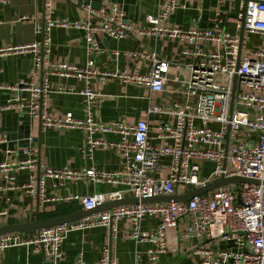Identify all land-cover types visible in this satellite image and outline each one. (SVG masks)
<instances>
[{"label":"built area","instance_id":"1","mask_svg":"<svg viewBox=\"0 0 264 264\" xmlns=\"http://www.w3.org/2000/svg\"><path fill=\"white\" fill-rule=\"evenodd\" d=\"M10 0H0L8 2ZM52 0H47L50 8ZM244 9L237 17L238 27L244 33L264 35V0H243ZM180 0H157L156 11L146 16L147 26L136 28L126 20L123 9L112 5L95 8L94 0L81 7L85 19H57L46 16L37 32L43 41L33 46L0 48V56L11 52L32 50L36 64L43 68L42 82L20 80L15 84L0 83L1 90L15 94L1 106V110L15 109L21 114L38 118L42 129H80L86 134L85 153L92 156L98 149L117 150L124 168L104 171L95 167L72 169L53 168L41 164L34 138L28 137L24 148L25 159L2 162L0 171L12 172L6 178L12 189H24L37 196L43 207L53 200L76 201L82 209L91 210L108 201L134 197L173 196L186 194L206 186L221 177H245L259 183L232 184L196 194L188 201L132 203L106 209L87 217L37 230L35 234L12 232L0 235V253L12 246L34 245L55 261L62 257L60 246L67 234L96 226H109L117 235L116 225L121 219L131 222L130 238L137 244L150 242L153 247L137 251L135 264L155 263L181 240L193 238L209 240L214 244L232 243L235 249L201 245L195 253L201 255L198 264H264V49L248 50L242 54L240 33L232 34L223 28L183 29L169 25ZM217 16L214 24L220 23ZM54 27L77 28L86 32L89 55L100 50V33L111 38L150 35L184 41L191 46L183 50L195 58L189 63L173 62L160 57L153 50L144 52L152 60V68L145 73H123L93 69V59L86 66L68 62L45 61L50 53V31ZM216 45L210 50L206 44ZM41 48V50H39ZM60 75L85 81L79 91L83 98L84 118L72 113L51 116L47 113L46 94L49 77ZM102 81L114 78L150 88L153 92L174 91L185 96L167 104H153L148 114H164L174 118L158 126L157 138L168 141L164 145L149 144V124L141 118L136 124L103 122L94 117V103L99 99L91 85V78ZM71 92V90H69ZM22 93H26L23 98ZM117 134L119 138L107 141L96 133ZM168 158V164L163 159ZM213 168L206 173L207 165ZM39 167V172L17 185L14 172ZM165 173H167L165 175ZM59 185L69 181L109 183L116 189L91 196L68 194L51 196L47 181ZM6 213V212H5ZM158 217L159 223L144 230L145 218ZM78 264H84L82 254ZM98 264H117L111 247H105Z\"/></svg>","mask_w":264,"mask_h":264},{"label":"crops","instance_id":"2","mask_svg":"<svg viewBox=\"0 0 264 264\" xmlns=\"http://www.w3.org/2000/svg\"><path fill=\"white\" fill-rule=\"evenodd\" d=\"M88 0H52L50 8L47 0H10L0 2V48L9 46H33L43 41V34L37 28L43 25L46 16L51 14L57 19H85L86 10L81 7ZM181 6L171 15L168 23L183 29L223 28L226 31L241 33L237 17L243 12V0H180ZM101 6L111 8L115 5L125 12L126 20L136 28L147 26L146 16L156 11L157 0H100ZM96 8V7H95ZM219 17L221 22L214 24ZM50 53L45 61L68 62L81 67L88 59H93V69L98 71H117L123 73L148 72L152 60L144 52L155 50L160 57L173 62L189 63L195 58L185 55L184 49L191 48L184 41L169 37L150 35L128 36L123 39L111 38L100 33L97 53L89 55L86 32L77 28L54 27L50 31ZM207 49L214 50L216 45L206 44ZM264 49V35L244 33L242 54L248 50ZM41 50V48H39ZM43 79V68L36 64V53L32 50L11 52L0 56V83L15 84L20 80H33L39 84ZM90 85L98 92L99 99L94 103V117L103 122H120L134 125L141 118H147L150 127L149 144L164 145L168 141L157 138L158 126L166 121L174 122L173 117L164 114H148L153 104H167L174 100H183L185 96L174 91L153 92L146 86L125 82L114 78L102 81L91 78ZM85 87V81L74 77L51 75L49 90L46 94L47 113L51 116H63L72 113L75 118H84L83 98L79 94ZM71 90V92L69 91ZM15 94L0 89V108ZM26 93H22L23 98ZM28 131L35 143L41 134V146L36 145L41 164L53 168L69 167L83 169L95 167L104 171H117L124 168L117 150L96 149L92 156L85 153L86 134L80 129H42L38 118L21 114L15 109H0V163L25 159V138H20L21 131ZM95 137L107 141L119 138L117 134L96 133ZM38 142V141H37ZM37 144V143H36ZM168 158L163 163L168 164ZM39 167L24 168L14 172L15 184L26 183L30 176L39 172ZM12 172L0 171V226L34 221L39 213L41 219L66 215L82 209L76 201L53 200L43 207L39 199L24 189H12L11 181L6 178ZM167 173H165L166 175ZM116 189L109 183H86L67 181L59 185L55 180L47 181L46 190L51 196L79 194L91 196L108 193ZM6 212V213H5ZM159 223L158 217L145 218L142 227L150 230ZM117 235H112L111 227L96 226L67 234L60 250L62 257L54 260L34 245L12 246L0 253V264H78L82 254L84 264H98L105 247H111L117 264H135L137 251L145 252L153 247L150 242L137 244L130 238L131 222L121 219L116 225ZM37 231V230H36ZM25 232V234H35ZM201 245L215 246L223 249H235L232 243L214 244L209 240L193 238L180 241L171 249L160 255L155 263L148 264H198L201 255L195 248Z\"/></svg>","mask_w":264,"mask_h":264},{"label":"water","instance_id":"3","mask_svg":"<svg viewBox=\"0 0 264 264\" xmlns=\"http://www.w3.org/2000/svg\"><path fill=\"white\" fill-rule=\"evenodd\" d=\"M100 2V0H95ZM97 6H94L98 9L100 8L101 3H97ZM243 39H244V30H241L240 33V48H242L243 45ZM20 138H25L28 139L30 136V133L26 131H21L19 133ZM26 143L27 140H25ZM38 141V142H37ZM37 146L40 148L41 146V134H39L38 140H36ZM28 146V145H27ZM244 182H251V183H259L258 180L255 179H249L245 177H221L219 180L210 183L206 186L196 188L186 194H176L173 196H155V197H144L141 200L134 198V197H127L122 200H116V201H108L105 202L101 205H98L97 207L91 209V210H85V209H80L78 211L62 215V216H57L53 218H47V219H41L39 213L37 214L36 218L34 221H29V222H24V223H18V224H5L0 226V235L6 234V233H12V232H21V233H32L36 230H40L42 228L54 226V225H59L63 223H69L84 217H87L89 215H92L94 213L106 210V209H112L116 206L119 205H124V204H132V203H154V202H167V201H188L192 196L196 194H204L208 191L218 189L220 187L227 186L229 184H239V183H244Z\"/></svg>","mask_w":264,"mask_h":264},{"label":"rangeland","instance_id":"4","mask_svg":"<svg viewBox=\"0 0 264 264\" xmlns=\"http://www.w3.org/2000/svg\"><path fill=\"white\" fill-rule=\"evenodd\" d=\"M213 168V165L212 164H208L207 165V170H206V173H209L211 171V169ZM227 188H233L232 184H229L227 186Z\"/></svg>","mask_w":264,"mask_h":264}]
</instances>
